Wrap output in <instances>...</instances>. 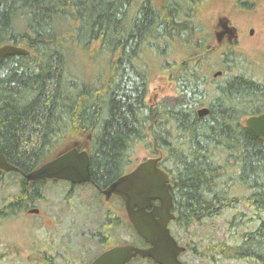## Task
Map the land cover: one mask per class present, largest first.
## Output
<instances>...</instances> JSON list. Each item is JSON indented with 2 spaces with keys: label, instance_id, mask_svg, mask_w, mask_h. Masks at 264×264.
Segmentation results:
<instances>
[{
  "label": "trees",
  "instance_id": "16d2710c",
  "mask_svg": "<svg viewBox=\"0 0 264 264\" xmlns=\"http://www.w3.org/2000/svg\"><path fill=\"white\" fill-rule=\"evenodd\" d=\"M211 1L0 0V47L28 53L0 62V148L19 172L10 174L18 179L14 213L45 186L21 175L65 147H87L95 188L78 196L85 206L128 173L142 150L160 158L170 178V230L185 248L181 257L264 264V139L244 125L264 112V73L255 78L234 49L211 48L200 17ZM234 1L250 9L262 0ZM176 52L183 59L169 62ZM80 59L105 70L86 75ZM153 67L179 88L174 103L148 105ZM204 108L209 114L199 118ZM214 219H225V240L208 235ZM37 259L30 264H54Z\"/></svg>",
  "mask_w": 264,
  "mask_h": 264
},
{
  "label": "rangeland",
  "instance_id": "374dc122",
  "mask_svg": "<svg viewBox=\"0 0 264 264\" xmlns=\"http://www.w3.org/2000/svg\"><path fill=\"white\" fill-rule=\"evenodd\" d=\"M243 8H248V6L245 4L244 7L239 8L234 0H212L211 4L200 13V17L204 20L205 31L212 36L211 48L216 50L221 47H227L229 50L234 49L241 57L246 58V63L243 66L248 67L249 72L253 73L255 78H261L264 73V0L251 3L250 9ZM221 19H226L229 26L235 29L236 38L230 42L225 37L218 45L214 35L219 31L217 24ZM251 29L254 32L249 35ZM183 57V54L176 52L167 59L169 62L178 63ZM80 62L77 61L79 67L86 68L84 70L86 75L91 72L90 75L93 76L97 71L105 70L101 63H96L92 59H80ZM153 70L155 71L154 76L150 79L147 87L146 101L148 105L174 103L179 98V88L164 72H157L155 67ZM220 76L216 78H220ZM69 147H65L63 151ZM135 158L137 163L132 168L139 162L152 157L139 150ZM16 181L18 179L15 176L8 178L11 187L6 192L7 194L17 192V188L14 187ZM74 193V195L70 193L69 186L65 182L47 183L43 190L45 200L32 204L40 209L42 217L38 216L39 218L36 219L33 216L10 215L0 218V264H30L32 261L39 263L37 259L39 252L44 248L46 252L49 251L47 244L39 242V239L52 244L54 264L69 263L75 255L71 248L72 244H70L74 238L73 228L83 225L88 220L93 231L101 230L100 223L105 219L104 215L107 210H111V217L116 214L121 217L124 215L116 199L105 203L102 198H99L89 206L80 203V198L77 199L78 196L82 195L84 199H87L93 194L90 187L79 188ZM32 205L29 207H33ZM213 224V230L208 235L217 241L225 240V219H214ZM39 227L44 228L36 231ZM47 229H49L48 232H46ZM124 234V241H135L128 225L125 226ZM6 250L9 253H5ZM182 260L191 264L197 263L192 262L188 255L183 256ZM225 264L239 263L226 262Z\"/></svg>",
  "mask_w": 264,
  "mask_h": 264
},
{
  "label": "water",
  "instance_id": "95a60500",
  "mask_svg": "<svg viewBox=\"0 0 264 264\" xmlns=\"http://www.w3.org/2000/svg\"><path fill=\"white\" fill-rule=\"evenodd\" d=\"M217 27L219 31L214 36L218 45L225 36L230 42L236 38L235 29L229 26L226 19L219 20ZM253 32L251 29L249 35ZM26 55L28 53L25 50L13 45L0 47V62L6 57ZM220 75L221 73L217 72L214 78ZM208 114L209 111L205 108L197 111L199 118ZM244 125L254 135L264 139V112L247 118ZM159 161V158H151L141 162L130 173L118 178L103 191L106 200L111 195L121 198L128 221L136 234L149 247L146 249L133 246L113 248L92 264H126L135 257L150 259L155 264H183L179 256L184 253L185 248L177 244L168 228L169 223L174 220V215L171 213L170 179L158 168ZM0 170L18 172L16 167L5 160L1 150ZM22 177L28 182L59 180L76 185L90 183L88 154L74 147L69 148L34 171L22 174ZM30 213L37 214L38 211L32 210Z\"/></svg>",
  "mask_w": 264,
  "mask_h": 264
},
{
  "label": "flooded vegetation",
  "instance_id": "af4514ba",
  "mask_svg": "<svg viewBox=\"0 0 264 264\" xmlns=\"http://www.w3.org/2000/svg\"><path fill=\"white\" fill-rule=\"evenodd\" d=\"M226 37V36H225ZM224 37V39H225ZM0 142H1V135H0ZM78 148V151H87V148L84 146H80V145H75V148ZM1 152L2 149L0 148ZM3 154V152H2ZM4 156V154H3ZM5 158V156H4ZM6 160V158H5ZM7 161V160H6ZM13 172H4L0 170V194H4V195H0V218H4V217H8V216H12V215H16V216H21V215H25V216H33L34 218L38 219L39 217H42V213L40 211L39 208H37V206H33V207H29V208H25L24 214H21V212H16L14 213V209L12 208V203L11 201L13 200V194H7L6 192L10 189L11 187V183L8 182V178L12 177V175H10ZM16 174H19V172H15ZM21 175V174H20ZM45 183V185L47 183H52V184H57L60 181H56V180H45L43 181ZM67 183V182H65ZM69 186V190L70 193L72 195H74V191L82 188V187H90L91 188H95L94 184L92 182L87 183V184H81V185H76V184H70L67 183ZM107 188L101 190L99 189V196L100 198H102V200L105 203H108L109 201L116 199L119 202V207L121 208V210L123 211V217L119 216V215H115V216H110L111 214V210H107L105 213V219L103 220L102 223H100V228L101 230H96L93 231L89 223V221L87 220L83 225H80L79 227H75L72 230V235L74 236L73 241H70V244H72L71 248L74 251V257L73 260L69 263H65V264H92L95 260H97L101 255H103L105 252L113 249V248H117V247H124V246H133L135 248H140V249H146L149 246L135 233V231L133 230L131 224L129 223L127 217H126V211H125V206L121 200L120 197L116 196V195H111L108 200L105 199V196L103 195V191L106 190ZM97 190V189H96ZM43 191V190H42ZM77 199L79 200V198L77 197ZM41 200H45V198L43 197V192L42 194H39L38 197V202H41ZM155 205H158V203H154ZM32 210H37L38 213L37 214H31L30 211ZM4 211V213L1 214V212ZM148 211H151V209H148ZM116 213V212H115ZM41 215V216H40ZM39 216V217H38ZM110 219V220H109ZM93 220V219H91ZM108 224V226H106ZM128 225L129 229L132 231V236L135 239V241L133 242H126L124 241V232H125V226ZM170 225V223H169ZM44 228V227H43ZM42 227H39L36 229V231L38 230H43ZM105 231L104 233L102 231ZM49 229H47L46 232H48ZM57 232V230H54ZM41 243H45L47 244V247L49 248V251L46 252L45 248L44 250L39 252V256H44V257H53L52 256V251L51 249L52 244L48 241H42L41 239L38 240ZM96 247V248H94ZM5 253H9L8 250L5 251ZM182 255V254H181ZM181 255L179 256V260L184 264L185 261L182 260ZM143 259L141 257H135L132 258L128 263L126 264H143L144 262H139L137 259ZM150 260V259H148ZM152 261V260H151ZM153 262V261H152ZM154 263V262H153ZM155 264V263H154Z\"/></svg>",
  "mask_w": 264,
  "mask_h": 264
},
{
  "label": "bare ground",
  "instance_id": "6f19581e",
  "mask_svg": "<svg viewBox=\"0 0 264 264\" xmlns=\"http://www.w3.org/2000/svg\"><path fill=\"white\" fill-rule=\"evenodd\" d=\"M66 25H67V24H66ZM65 27H66V26H65ZM70 32H71V31H70ZM59 36H60V35H59ZM76 48H77V47H76ZM168 49H169V48H168ZM80 51H81V50H80ZM145 51H146V50H145ZM164 53H165V52H164ZM100 55H101V54H100ZM100 55H99V58H98V59H100V57H101ZM165 55H166V54H165ZM102 57H103V56H102ZM83 58H84V57H83ZM99 61H100V60H99ZM105 61H106V60H105ZM166 61H167V60H166ZM166 61H165V62H166ZM77 66H78V65H77ZM91 67H92V66H91ZM79 68H80V67H79ZM82 68H83V67H82ZM80 69H81V68H80ZM81 70H83V69H81ZM78 73H79V72H78ZM79 74H80V73H79ZM84 75H85V74H84ZM87 75H88V74H87ZM83 79H84V78H83ZM85 81H87V80H85ZM91 81H92V80H91ZM101 82H102V81H101Z\"/></svg>",
  "mask_w": 264,
  "mask_h": 264
}]
</instances>
